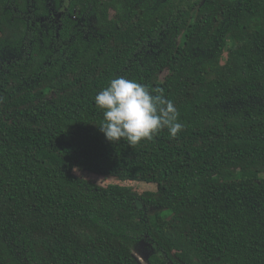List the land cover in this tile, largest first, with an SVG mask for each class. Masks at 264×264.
Instances as JSON below:
<instances>
[{
    "label": "trees",
    "instance_id": "trees-1",
    "mask_svg": "<svg viewBox=\"0 0 264 264\" xmlns=\"http://www.w3.org/2000/svg\"><path fill=\"white\" fill-rule=\"evenodd\" d=\"M117 77L183 131L108 142ZM141 242L148 264H264V0H0V264H140Z\"/></svg>",
    "mask_w": 264,
    "mask_h": 264
},
{
    "label": "clouds",
    "instance_id": "clouds-1",
    "mask_svg": "<svg viewBox=\"0 0 264 264\" xmlns=\"http://www.w3.org/2000/svg\"><path fill=\"white\" fill-rule=\"evenodd\" d=\"M95 105L103 115L98 128L110 143L124 140L136 146L164 130L176 137L184 129L178 109L163 89L150 90L133 79H111L95 96Z\"/></svg>",
    "mask_w": 264,
    "mask_h": 264
},
{
    "label": "rangeland",
    "instance_id": "rangeland-1",
    "mask_svg": "<svg viewBox=\"0 0 264 264\" xmlns=\"http://www.w3.org/2000/svg\"><path fill=\"white\" fill-rule=\"evenodd\" d=\"M111 16H114V12H111ZM76 175L81 176L87 180H91L94 181L96 183H98L101 186H108V185H112V184H120V185H124V186H130L133 189V193L137 196L142 195L145 192L148 191H156L157 186L155 184H147V183H143V182H127V183H123V182H119L115 179H111V178H104V177H100L94 174H88V173H84L82 171H75L74 172ZM138 206H141V204H138ZM151 254V250L148 248V246L146 245V243L141 242L137 247H136V251H135V256L137 258V260L140 262V264H147V260L149 259Z\"/></svg>",
    "mask_w": 264,
    "mask_h": 264
},
{
    "label": "flooded vegetation",
    "instance_id": "flooded-vegetation-1",
    "mask_svg": "<svg viewBox=\"0 0 264 264\" xmlns=\"http://www.w3.org/2000/svg\"><path fill=\"white\" fill-rule=\"evenodd\" d=\"M147 246H148V248L151 250V254H150V256L152 255V249L150 248V246L148 245V244H146ZM147 264H148V262H147Z\"/></svg>",
    "mask_w": 264,
    "mask_h": 264
}]
</instances>
